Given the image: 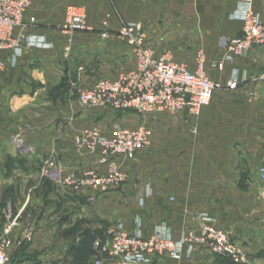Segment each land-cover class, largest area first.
Returning <instances> with one entry per match:
<instances>
[{
	"label": "crops",
	"instance_id": "1",
	"mask_svg": "<svg viewBox=\"0 0 264 264\" xmlns=\"http://www.w3.org/2000/svg\"><path fill=\"white\" fill-rule=\"evenodd\" d=\"M72 6L84 9L92 31H61ZM248 10L264 24V0L33 1L16 31L18 48L0 56V226H6L7 199L14 204L13 218H31V227L43 229L12 232L9 264L92 263L94 238L110 229L144 239L157 235L180 248L179 261L164 255L150 264H223L191 241L206 225L231 238L243 255L238 264H264V189L258 176L264 168V48L241 57L224 54V44L241 34ZM123 26L139 28L156 56L190 70L202 52L213 80L229 78L240 86L215 92L198 117L81 108L73 97L79 89L116 81L134 69L133 48L117 37ZM218 63L222 70L214 67ZM138 126L152 135L132 158L104 161L76 145L87 130L108 137ZM50 161L54 167L43 174ZM113 167L124 180L105 193L71 194L58 184ZM13 180L37 181L34 195L21 203L20 182L11 185ZM58 193L64 201L55 200ZM59 209L63 216L55 221L50 213Z\"/></svg>",
	"mask_w": 264,
	"mask_h": 264
},
{
	"label": "built area",
	"instance_id": "2",
	"mask_svg": "<svg viewBox=\"0 0 264 264\" xmlns=\"http://www.w3.org/2000/svg\"><path fill=\"white\" fill-rule=\"evenodd\" d=\"M33 1L0 0V56L3 52L18 48L21 36L16 35V31L23 26L24 17ZM242 24L241 34L224 44L226 56L241 57L253 48H264V24L252 11L245 12ZM102 28H106V23L102 24ZM92 30L82 11L66 10L62 32L73 36ZM100 37L105 39L108 34L101 33ZM117 37L133 48L135 67L119 74L116 81H100L91 88L79 89L76 100L85 110L108 109L140 116L158 112H185L198 117L202 109L209 105L215 92L234 91L240 86L239 82L229 78L223 82L213 80L206 72L202 52L196 56L195 70H190L184 64L173 62L169 56H156L146 46L143 34L135 26H123L117 32ZM214 67L222 70L223 63ZM151 135V131L144 126L119 128L108 137L101 135L97 129H91L77 137L76 145L104 161L116 157L132 158L148 145ZM17 141L20 143V140ZM46 167L42 169L43 174L54 167L53 162H47ZM258 176L264 189V168L259 169ZM123 180L124 176L113 167L105 174L87 172L64 177L58 184L64 192L71 194L84 191L105 193L119 186ZM18 217L9 220L0 232V264L9 262V251L13 246L12 232L18 226ZM191 241L214 257L227 258L237 264L243 260V255L231 238L215 227L203 226L201 235L191 238ZM93 249L96 258L94 264H102L103 256L132 264H150L155 258L164 255L180 260V248L169 240L157 235L144 239L113 229L108 230L104 237L95 239Z\"/></svg>",
	"mask_w": 264,
	"mask_h": 264
},
{
	"label": "rangeland",
	"instance_id": "3",
	"mask_svg": "<svg viewBox=\"0 0 264 264\" xmlns=\"http://www.w3.org/2000/svg\"><path fill=\"white\" fill-rule=\"evenodd\" d=\"M70 9H73V10H80V11H82L84 14H85V11H84V9L83 8H81V7H75V6H72V7H69ZM68 8V9H69ZM85 17H86V14H85ZM73 97H76V94H74L73 95ZM87 111H90V110H87ZM91 111H93V110H91ZM96 112H99V111H97V110H95ZM100 112H104V110H100ZM38 166H39V163L37 164V168H38ZM34 168V167H33ZM36 168V169H37ZM38 170H40V169H38ZM15 182H20V185H21V195H20V198H19V200H20V202L22 203L24 200H25V198L27 197V195H34V191H33V188L32 187H34V185L36 184V182L37 181H33V180H26V181H12L11 182V185H15L16 183ZM3 186V184H0V187H2ZM7 186V185H6ZM41 187V186H40ZM33 191V192H32ZM55 200H57V202H60L61 200H63L64 201V199L62 198V195L60 194V193H58V196H57V199H55ZM70 208V207H69ZM14 204L13 203H10L9 201H7V199H6V211H5V217H6V221L7 220H11L12 218H13V214H14ZM65 213V212H64ZM46 213H44V215H45ZM50 214H53V217H54V220L56 221L57 219H61L62 218V216H63V212L62 211H60V209L59 210H55V211H53L52 213H50ZM49 215V214H48ZM46 216V215H45ZM65 216V215H64ZM47 217V216H46ZM49 217V216H48ZM24 218V217H23ZM22 219V218H21ZM49 219V218H48ZM44 220H46V218L44 217ZM8 222L9 221H7V223L6 224H8ZM32 222H33V219H31L30 218V220L28 221V222H26V221H24L23 219L22 220H20V218H18V226L15 228V229H18L20 232H22L23 231V233L24 232H26V233H28L29 231H31V230H36V229H43L42 227H36V226H34V227H31V225L30 224H32ZM46 225V222L44 221L43 223H42V226H45ZM45 229H46V227H45ZM57 232H58V230H57ZM98 237H95L94 238V240L95 239H97ZM100 238V237H99ZM93 240V241H94ZM50 246H52V245H50ZM92 247H93V243H92ZM93 251H94V249H93ZM94 254H95V251H94ZM95 256V255H94ZM99 259V258H98ZM102 259H110V258H107V257H105V256H103V258ZM104 260H103V262H102V264H104L105 262H104ZM96 261V258H95V260L92 262V263H89V264H94V262ZM9 262H10V260H9ZM9 262L7 263V264H9Z\"/></svg>",
	"mask_w": 264,
	"mask_h": 264
},
{
	"label": "trees",
	"instance_id": "4",
	"mask_svg": "<svg viewBox=\"0 0 264 264\" xmlns=\"http://www.w3.org/2000/svg\"><path fill=\"white\" fill-rule=\"evenodd\" d=\"M11 199H13V197ZM5 223H7V221ZM3 227L4 226H2V225L0 226V231H2ZM216 258L218 261L222 262L223 264H235L234 262H232L231 260H229L227 258H222V257H216ZM9 260H10V258H9Z\"/></svg>",
	"mask_w": 264,
	"mask_h": 264
}]
</instances>
